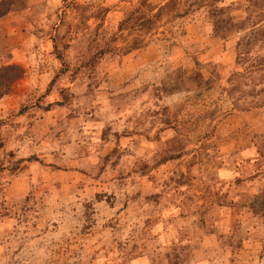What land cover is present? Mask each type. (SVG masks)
Instances as JSON below:
<instances>
[{
  "label": "rangeland",
  "instance_id": "1",
  "mask_svg": "<svg viewBox=\"0 0 264 264\" xmlns=\"http://www.w3.org/2000/svg\"><path fill=\"white\" fill-rule=\"evenodd\" d=\"M166 1L0 0V264H264V0Z\"/></svg>",
  "mask_w": 264,
  "mask_h": 264
},
{
  "label": "trees",
  "instance_id": "2",
  "mask_svg": "<svg viewBox=\"0 0 264 264\" xmlns=\"http://www.w3.org/2000/svg\"><path fill=\"white\" fill-rule=\"evenodd\" d=\"M175 1L176 0H167L159 7H151L149 4H147L148 12H152L155 8H157L153 13H151V15H147L148 13H139L137 16H132L133 11H130L127 15L128 17L123 20L124 23L119 24V28L125 26L131 29H137L144 26L145 29H148L153 22L160 19L164 12L170 11L174 8ZM142 3H144V1H141L139 4ZM135 40L136 39H134V41ZM57 57L60 58L61 55L59 54ZM20 75L21 71H19V68L16 65L0 66V99L8 93L11 83L19 78Z\"/></svg>",
  "mask_w": 264,
  "mask_h": 264
}]
</instances>
